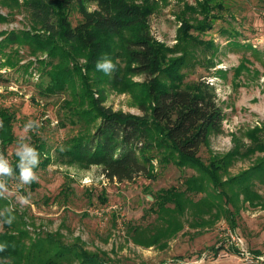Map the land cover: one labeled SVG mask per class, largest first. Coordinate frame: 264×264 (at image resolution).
Instances as JSON below:
<instances>
[{"label": "trees", "instance_id": "16d2710c", "mask_svg": "<svg viewBox=\"0 0 264 264\" xmlns=\"http://www.w3.org/2000/svg\"><path fill=\"white\" fill-rule=\"evenodd\" d=\"M176 2L181 9L175 17L178 26L172 47L158 41L149 26L150 16L166 6L168 0H25L24 7L34 24L31 30L0 31V66H14L6 53L8 46L27 44L33 54L46 57L36 59L45 80L40 85L41 95L72 91L63 106L70 123L79 130L52 153L46 143L30 133L28 142L39 152L40 162L35 170L45 169L52 162L81 170L95 166L107 180L118 182H130L139 176L154 179L155 163L189 167L199 173L198 177L185 178L179 188L172 186L151 195V206L163 225L146 232L131 229L132 241L145 247L158 245L180 230L176 215L190 209L206 213L215 207L212 196L199 207L192 199L193 195L207 193L206 184L219 188L218 194L234 211L239 209L235 205L238 201L241 205L264 206V195L254 189L255 182L264 181L263 126L246 131L248 143L233 138V147L222 155L210 152L205 161L198 155L202 147L209 149L211 135L223 132L225 114L216 101L214 87L206 79L186 80L188 75L183 70L198 62L205 65L203 68H215L218 44L203 36L224 18L226 7L214 0ZM1 3L13 7L18 1L0 0ZM90 5L94 7L91 9ZM72 10L81 17L75 25L69 19ZM187 16L193 17V22ZM4 22L6 18L0 14V23ZM222 35L236 38L238 32L225 30ZM184 46L190 51L183 52ZM178 49L181 54L174 56ZM199 53L202 59L197 58ZM106 59L115 65L109 74L96 68L98 62ZM245 68L246 63L240 62L234 74ZM108 90L130 94L140 114L106 107ZM0 121L3 152L18 140L13 132L14 114L0 107ZM254 153L263 157L237 175H228L235 160ZM10 162L15 175L9 180L19 175L15 152ZM29 185L31 189L36 186L34 182ZM3 228L0 264H70L71 260L77 264H106L98 254L64 245L51 235L27 245L25 232L8 219H4Z\"/></svg>", "mask_w": 264, "mask_h": 264}, {"label": "rangeland", "instance_id": "374dc122", "mask_svg": "<svg viewBox=\"0 0 264 264\" xmlns=\"http://www.w3.org/2000/svg\"><path fill=\"white\" fill-rule=\"evenodd\" d=\"M17 1L13 7L0 4V14L6 18V22L0 23V31L21 32L33 27L23 4L25 0ZM184 1L193 3V0ZM214 1L226 7L224 18L217 20L213 29L203 36L218 44L215 68H203L205 65L198 62L183 70L188 75L186 80L208 79L214 84L216 101L225 114L223 132L210 136L208 150L200 149L198 155L204 161L210 152L222 155L229 151L234 145L233 138L248 143L245 136L248 129L264 127V0ZM180 9L176 0H168L166 6L149 18L151 34L169 47L176 43L175 17ZM186 18L193 22V17ZM69 19L75 25L81 17L72 10ZM225 30H234L238 36L227 39L222 35ZM176 51L174 56L181 54L180 49ZM182 51L189 52L190 48L184 46ZM6 53L14 66H0V107L14 114L13 132L17 140L25 135L24 125L29 120L39 121L41 127L27 133L28 140L29 134L35 133L52 153L79 130L70 123L63 106V100L70 99L72 91L66 89L63 94L42 96L40 85L45 80L36 59H46L45 55L33 54L27 44L8 46ZM201 55L197 58L202 59ZM240 62H245L246 68L235 75L234 69ZM104 105L114 111L140 114L127 93L108 90ZM16 147L13 144L2 152L0 146V153L10 161ZM261 157L262 154L254 153L235 160L228 175H237ZM155 166L154 179L139 176L130 182L109 181L95 166L81 170L57 162L35 170L38 179L34 181V189L21 184L18 177L13 178L6 182L8 191L0 197V233L4 230V219H8L25 232L27 245L51 235L64 245L98 254L106 264H264V206L241 205L238 201L235 205L239 209L234 211L218 194L220 189L210 183L206 184V194L193 195L192 199L199 207L212 196L216 208L206 213L190 209L176 215L179 231L158 245H136L131 239L132 227L146 232L163 225L153 211L151 195L172 186L179 188L185 178L199 176L189 167L156 163ZM254 189L264 195V181L255 182ZM21 197L27 198V203L22 204ZM229 212L231 216L227 215ZM70 264L77 261L71 260Z\"/></svg>", "mask_w": 264, "mask_h": 264}, {"label": "clouds", "instance_id": "9594fccd", "mask_svg": "<svg viewBox=\"0 0 264 264\" xmlns=\"http://www.w3.org/2000/svg\"><path fill=\"white\" fill-rule=\"evenodd\" d=\"M97 69H102L106 74L111 73L115 69V65L110 59H106L103 63L96 64ZM3 127V121H0V128ZM41 127L40 122L36 120H29L24 125L25 135H21L17 141V147L15 150V155L18 158L16 168L19 171L18 181L21 184L28 185L38 179L35 169L39 165V152L36 147L28 142L27 133L35 132ZM15 170L12 167L9 159L0 153V197L4 195L5 191H8L6 187V182L14 177ZM20 202L22 204L27 203V198L21 197ZM3 247L0 246V251Z\"/></svg>", "mask_w": 264, "mask_h": 264}, {"label": "built area", "instance_id": "2783aa9c", "mask_svg": "<svg viewBox=\"0 0 264 264\" xmlns=\"http://www.w3.org/2000/svg\"><path fill=\"white\" fill-rule=\"evenodd\" d=\"M207 83H208L209 85H211V86H212V85H214V84H213V83H211V81H210V80H208V79H207Z\"/></svg>", "mask_w": 264, "mask_h": 264}, {"label": "crops", "instance_id": "0c3cea01", "mask_svg": "<svg viewBox=\"0 0 264 264\" xmlns=\"http://www.w3.org/2000/svg\"><path fill=\"white\" fill-rule=\"evenodd\" d=\"M217 94V93H216Z\"/></svg>", "mask_w": 264, "mask_h": 264}]
</instances>
